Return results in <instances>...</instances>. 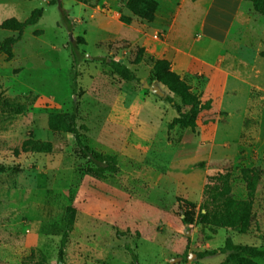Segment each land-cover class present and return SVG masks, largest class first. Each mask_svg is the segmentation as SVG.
Here are the masks:
<instances>
[{
    "label": "rangeland",
    "instance_id": "1",
    "mask_svg": "<svg viewBox=\"0 0 264 264\" xmlns=\"http://www.w3.org/2000/svg\"><path fill=\"white\" fill-rule=\"evenodd\" d=\"M126 1L0 0V264H135L125 246L137 255L136 264H222L223 255L199 260L196 254L221 248L227 238L264 249V16L251 7L243 14L242 48L251 52L244 60L253 69L240 68L235 49L215 43L205 59L223 56L224 69L240 68L235 74L243 81L229 84L226 95L218 87L207 95L203 74L160 84L158 73L168 63L154 59L142 40H152L156 51L165 40L178 42V27L191 45L199 25L211 31L210 19L204 20L211 0H157V24L165 30L156 39L147 35L148 23L118 21L131 16ZM206 34L195 45L201 53L209 46ZM7 38L15 40L11 59L1 49ZM75 38L85 41L76 70L70 52ZM139 49L144 52L136 65ZM102 59L121 62L137 81H122ZM143 84L157 85L184 110L194 97L211 101V108L199 114L194 133L179 123L174 129L175 120L166 127L169 118L157 104L170 106ZM73 102L82 141L115 156L116 174L99 179L88 173L91 165L68 134ZM29 138L50 142L52 152L15 156ZM241 168L262 172L244 235L218 227L225 188L237 199L245 196ZM68 207L75 219L58 262ZM253 261L264 264V258Z\"/></svg>",
    "mask_w": 264,
    "mask_h": 264
},
{
    "label": "trees",
    "instance_id": "2",
    "mask_svg": "<svg viewBox=\"0 0 264 264\" xmlns=\"http://www.w3.org/2000/svg\"><path fill=\"white\" fill-rule=\"evenodd\" d=\"M251 4L252 10L264 16V0H244ZM159 4L157 0H127L125 3V9L131 16L120 15L118 21L126 26L132 23V19L135 18L145 23H153L158 10ZM63 20L66 24L67 18L63 15ZM70 31V28L67 27ZM13 38L5 39L1 44V49L5 53L8 59H11V45L14 43ZM85 45V41L82 38L72 39L70 42L71 56L73 67L76 68L80 65L83 59V52L78 54V46ZM143 49H139L134 60V64H139L142 61ZM114 72V74L125 82L137 81V77L134 71H131L127 66L119 61L102 59ZM158 73L157 81L162 85H169L168 78H176L170 73L169 66H165ZM72 75V91L75 95L76 92V75L75 72ZM163 96L159 98L160 101L168 104L172 110L175 111L177 118L175 121L184 127L188 128L194 133L196 128V122L199 114L203 111H207L211 108V101L202 103L198 97H194L193 104L184 110L183 106L176 102L169 93L163 92ZM21 112V110H19ZM81 129L85 130L84 126ZM68 134L71 136L77 154L87 160L91 165L87 171L93 176L104 179L105 174L114 175L118 172L115 156L102 155L92 151L88 146L84 144L79 134L77 127V105L73 102L71 113L68 117ZM52 152V144L50 142H42L39 140H33L31 138L23 141L19 148L13 150V154L18 156L19 153H37V154H50ZM262 172L257 168H241L240 178L244 185L245 196L242 199H237L233 196L231 188L227 186L225 188V197L222 204V210L218 221V227L227 231L235 232L239 235L246 234L252 224V209L254 204V197L257 190V186L260 182ZM187 209L193 210L192 204L185 202ZM188 210V211H189ZM187 213V212H186ZM75 219V210L71 207L66 209L65 213V229L61 236L59 248L57 252V261L61 262L64 255V249L67 238L72 232ZM183 223H187L185 218L182 219ZM125 250L128 252L130 259L135 264L138 261L137 255L129 247L125 246ZM218 255L225 256V262L222 264H257L253 259H263L264 249L260 250L253 246L234 244L230 238H227L221 248L211 250L207 252L197 253V259L202 260L206 258H212Z\"/></svg>",
    "mask_w": 264,
    "mask_h": 264
},
{
    "label": "crops",
    "instance_id": "3",
    "mask_svg": "<svg viewBox=\"0 0 264 264\" xmlns=\"http://www.w3.org/2000/svg\"><path fill=\"white\" fill-rule=\"evenodd\" d=\"M205 7L204 20L210 19L209 28H211V31L206 34L204 25H199L198 28L201 26L202 32H199L200 35L192 41L191 45L190 37L186 43H183V38L179 35L178 27L176 29L177 33L175 34V38L178 42L175 40L172 42L165 40V42L161 43V46L157 48L156 51L150 47L151 43H153L152 40L146 38L145 36V39L142 41L146 43L145 47H147L150 54L154 55V59L163 60L168 63L170 73L174 77H178L182 80L184 77L190 76V73L198 75L203 74L208 79V86L205 90V92L208 93L207 95H211L210 93L213 92L214 87H218L219 95H226L229 84L235 82L236 85H239V83L243 81V79L236 76V71H240V68H254L253 63H249L244 60L246 56L245 53L250 54L251 52L247 50V52H243V35L241 33L244 11H247L251 7V4L244 0H211ZM150 25L151 26L148 28L147 35H151L155 39L157 38L158 32L165 30L164 23L157 24V16H155L154 22L150 23ZM235 25L238 28L233 31L232 28ZM205 34L207 36L206 40H208L209 46L203 50L204 53H201V51L195 50V45L201 41L204 42ZM248 34L250 35V33ZM231 38L234 39L232 40ZM252 40L258 41V38H252ZM249 41H251V39ZM228 42L231 44L228 45ZM215 43L219 44V47L228 46L230 49H235L237 54L233 56V60L234 62H239L240 68L238 70L234 69L235 71H226L224 69L225 59L223 56H217L213 63H209L205 59L211 54L212 48L216 45ZM256 43H258L257 45H260L259 42ZM247 45L251 47L252 43L248 42ZM224 52L227 53L226 51ZM250 78H253V76L251 75ZM218 91H215V93H218ZM223 104L224 103H222V105ZM157 105V108L160 107L161 112L163 113L162 115L168 116L169 121L166 123V127H170L171 122L177 118L175 111L172 110L171 107L164 108L167 106L161 104L160 102ZM224 107L228 109V111L236 109L231 107L229 103H227ZM176 124L177 122H175L174 129L176 128Z\"/></svg>",
    "mask_w": 264,
    "mask_h": 264
},
{
    "label": "water",
    "instance_id": "4",
    "mask_svg": "<svg viewBox=\"0 0 264 264\" xmlns=\"http://www.w3.org/2000/svg\"><path fill=\"white\" fill-rule=\"evenodd\" d=\"M140 83H142V81H140ZM143 88L145 90H149L154 96L161 98L164 94L163 92L160 90V88L157 85H148V84H143ZM193 256V255H191ZM191 257L188 258V260H190ZM179 260V259H178ZM178 260H171L170 263L173 264L175 261Z\"/></svg>",
    "mask_w": 264,
    "mask_h": 264
},
{
    "label": "built area",
    "instance_id": "5",
    "mask_svg": "<svg viewBox=\"0 0 264 264\" xmlns=\"http://www.w3.org/2000/svg\"><path fill=\"white\" fill-rule=\"evenodd\" d=\"M198 32H202V27L201 26L198 28Z\"/></svg>",
    "mask_w": 264,
    "mask_h": 264
}]
</instances>
